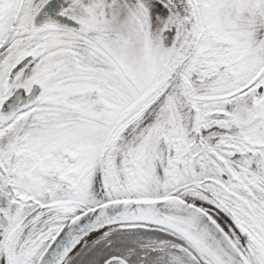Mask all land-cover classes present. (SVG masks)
<instances>
[{
	"label": "snow or ice",
	"instance_id": "1",
	"mask_svg": "<svg viewBox=\"0 0 264 264\" xmlns=\"http://www.w3.org/2000/svg\"><path fill=\"white\" fill-rule=\"evenodd\" d=\"M0 264H264V0H0Z\"/></svg>",
	"mask_w": 264,
	"mask_h": 264
}]
</instances>
